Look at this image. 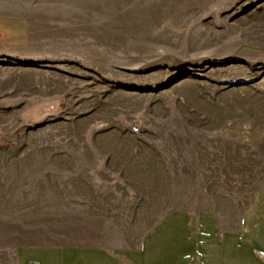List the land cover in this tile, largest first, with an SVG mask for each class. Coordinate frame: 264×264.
Masks as SVG:
<instances>
[{"label": "rangeland", "instance_id": "1", "mask_svg": "<svg viewBox=\"0 0 264 264\" xmlns=\"http://www.w3.org/2000/svg\"><path fill=\"white\" fill-rule=\"evenodd\" d=\"M263 190L264 0H0V264Z\"/></svg>", "mask_w": 264, "mask_h": 264}, {"label": "crops", "instance_id": "2", "mask_svg": "<svg viewBox=\"0 0 264 264\" xmlns=\"http://www.w3.org/2000/svg\"><path fill=\"white\" fill-rule=\"evenodd\" d=\"M15 264H264V190L234 223L214 210L174 211L127 246L25 244Z\"/></svg>", "mask_w": 264, "mask_h": 264}]
</instances>
